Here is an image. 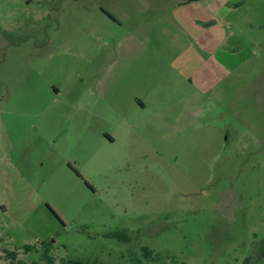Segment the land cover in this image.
I'll return each mask as SVG.
<instances>
[{
  "label": "rangeland",
  "instance_id": "1",
  "mask_svg": "<svg viewBox=\"0 0 264 264\" xmlns=\"http://www.w3.org/2000/svg\"><path fill=\"white\" fill-rule=\"evenodd\" d=\"M167 1L0 0V264H264V0Z\"/></svg>",
  "mask_w": 264,
  "mask_h": 264
},
{
  "label": "crops",
  "instance_id": "2",
  "mask_svg": "<svg viewBox=\"0 0 264 264\" xmlns=\"http://www.w3.org/2000/svg\"><path fill=\"white\" fill-rule=\"evenodd\" d=\"M246 2H247V0H239L238 4H246ZM170 3L178 4L176 6L178 8L183 6V8L181 9L182 13H187V14H191V15H196V13H203L204 14L205 12L213 13L212 10H214L211 8V6H204L202 4L203 0H170L169 2L168 1L165 2L163 5L165 7ZM220 4H222L221 5L222 8H226L229 6V2H224V3H220ZM255 6H258V2ZM175 9H177V8H175ZM199 17H194V23L200 22L201 20L204 19V18L199 19ZM203 21H208V20H203ZM177 59H179V58H177ZM140 63H141V61H139L138 67H137V71L139 72V74H137V79L131 81V83L133 82L134 86H136V85H139V86L136 87L138 89L134 92L135 94L133 96H131V98L127 97V95L125 93V89H123V88L115 89L114 87H109L108 89H106L105 92H103V89H98V87L95 85V90H96L97 95H99V92L101 91L105 96H109L108 97L109 103H111L114 106V108L119 111V113L117 114L119 118L124 117L123 116L124 110H125V108L130 107L131 103L135 104V105L137 103H139L140 105L143 106V103H144L143 99L149 97L150 94L152 93L151 90H149V89L144 90V89H142L143 86H140V83H142V81H144V77H145V75H144L145 65L140 64ZM179 66H181V68H178ZM219 67H220V69L223 68V70H225V68L223 66L220 65ZM182 69H183V67L181 65V59H180V65H178L176 67V69L173 68V70L177 71L178 74L183 78V80H184V81L182 80L183 83L184 84L188 83V85L191 86V88H193L195 86L197 80H198V84L200 86H202L203 89H205L206 87H210V89H211L212 86L217 84L216 79H214L213 81H210V82L208 80H203L201 78L202 76L199 75V72H194L193 75L191 74V72H187L188 75H185L184 72H182L183 71ZM226 73H227L226 71H222V72L218 71L217 74L224 76ZM195 74H197L196 77H195ZM158 78L159 79H157V77H155V79H157V80L153 83L154 88L158 85L157 83H159L161 81L160 80L161 78L160 77H158ZM130 79L131 78L129 75L127 80L130 82ZM153 87H150V88H153ZM207 89L210 90L209 88H207ZM157 93H161V91L157 92ZM162 94H163V92H162ZM157 99L158 98H156V101H157ZM161 100L162 99L160 98V101ZM158 101H159V99H158ZM121 122H122L121 123L122 127L127 126V124H126L127 121H125V118ZM108 140L110 142H113L112 136L108 137Z\"/></svg>",
  "mask_w": 264,
  "mask_h": 264
},
{
  "label": "trees",
  "instance_id": "3",
  "mask_svg": "<svg viewBox=\"0 0 264 264\" xmlns=\"http://www.w3.org/2000/svg\"><path fill=\"white\" fill-rule=\"evenodd\" d=\"M110 237H116V238H118L119 240H121L123 242H129V238L121 236L120 233L119 234L113 233V234L110 235ZM23 248L26 250V252H31V251H35L36 250V248L34 246H31V245H24ZM260 250H261V252L264 253V244L262 245V248ZM6 253L9 256V258H11V259H15L16 256H17V254L15 252H11V253L10 252H6ZM146 254L147 255H152V252L151 251H146ZM263 257H264V254H263ZM42 258L45 261H47L48 264H54L52 257H50L48 255V251H46V253L43 255ZM253 260H255V257L253 255H251L250 257H248L246 259L244 264H253L254 263ZM10 264H13V263H10ZM18 264H26V263L19 262ZM32 264H39V263L33 262ZM66 264H91V263H84V262L79 261V260L68 259L66 261Z\"/></svg>",
  "mask_w": 264,
  "mask_h": 264
}]
</instances>
